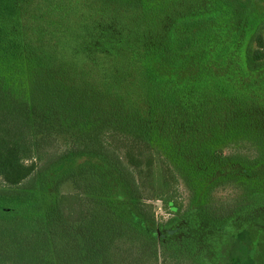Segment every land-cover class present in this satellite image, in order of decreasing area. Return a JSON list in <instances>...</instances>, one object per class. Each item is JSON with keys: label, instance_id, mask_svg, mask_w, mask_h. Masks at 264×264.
<instances>
[{"label": "trees", "instance_id": "1", "mask_svg": "<svg viewBox=\"0 0 264 264\" xmlns=\"http://www.w3.org/2000/svg\"><path fill=\"white\" fill-rule=\"evenodd\" d=\"M148 2L0 0V264H62V248L52 247L59 227L69 264H211L176 228L187 211L169 158L198 184L231 161L253 168L264 158V124L230 99L225 47L205 6L174 20L164 4ZM263 30L264 20L244 73L264 66ZM236 128L255 133L244 140L256 156L220 157L218 145L234 140ZM56 139L63 153H45ZM107 153L136 221L111 214L103 189H91L98 175L85 167L58 174L56 217H42L31 200L40 177L68 158ZM243 185L245 210L264 204L258 180ZM151 200L171 217L157 222ZM88 231L104 247L88 249Z\"/></svg>", "mask_w": 264, "mask_h": 264}, {"label": "rangeland", "instance_id": "2", "mask_svg": "<svg viewBox=\"0 0 264 264\" xmlns=\"http://www.w3.org/2000/svg\"><path fill=\"white\" fill-rule=\"evenodd\" d=\"M148 4L152 7L164 4L165 17L168 15L169 18L175 14L174 20L191 15L199 10V5L205 6L209 14L208 22L219 29L220 41L225 47L227 57L225 67L230 77L228 80L231 88L230 99L242 100L240 107L243 106L251 113H260V117L252 116L255 121L264 124V66L257 71L243 72L246 70L245 50L257 25L264 20V0H149ZM262 33L264 38V30ZM60 108L66 109L63 105ZM259 122H249L248 126L258 125L261 129ZM238 129L236 128L235 133L231 135L234 140L218 145L221 158L252 157L258 153L256 146L244 140L253 138L255 133L242 132ZM261 131L258 133L264 134V130ZM153 148L164 155L160 152L163 151L162 148ZM64 149V141L56 139V142H49L44 151L45 153L56 151L55 153L59 154L63 153ZM262 155L264 156V153ZM114 158L111 153L102 157L78 156L68 158L55 166L48 174L40 177L39 182L36 180L39 187L31 200L35 202L38 212L44 218H55L53 209L58 174L64 168L77 170L85 167L98 175L100 183L91 181L89 183L96 193L103 189L111 214L114 217H124L128 221H136L132 214L133 207L129 195L111 167ZM169 160L178 178L177 199L182 203L183 211H187V215L176 228L187 233L211 264H264V204L245 210L249 205L246 196L248 189L243 185L249 179L258 180L264 189V158L253 168H246L241 162L231 161L227 166L219 167L212 179L203 182L204 184L195 183L190 178L188 170L179 168L176 165L178 162L171 158ZM31 182L25 186H29ZM147 203L152 206L157 222H163L171 217L160 200H151ZM54 222L55 226L59 224L57 219ZM94 238L97 239L96 242ZM67 244V235L59 227L57 240L52 246L62 248L56 253L55 259L59 263L69 264L74 261L63 248ZM84 244L88 249L104 247L101 238H96L92 231L84 234ZM158 249L160 254V248ZM26 258L28 256L23 253L22 259Z\"/></svg>", "mask_w": 264, "mask_h": 264}]
</instances>
